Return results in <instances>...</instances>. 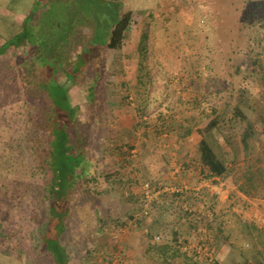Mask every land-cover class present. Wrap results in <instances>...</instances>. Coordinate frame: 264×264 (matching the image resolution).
Here are the masks:
<instances>
[{"label": "rangeland", "instance_id": "1", "mask_svg": "<svg viewBox=\"0 0 264 264\" xmlns=\"http://www.w3.org/2000/svg\"><path fill=\"white\" fill-rule=\"evenodd\" d=\"M35 2L0 0V19L35 21L48 1ZM126 6L138 22L121 63L106 51L94 111L87 112L92 68L76 86L65 70L56 75L88 120L79 132L88 137L95 200L56 191L43 213L38 205L47 187L32 193L0 176V264H183L185 252L221 264H259L263 245L253 242L264 241V183L248 187L246 176L259 179L256 164L264 168V161L241 153L232 171L211 177L199 163L198 144L211 109L220 111L228 101L264 113V42L249 29L264 0H127ZM5 43L0 38V86L16 74L28 80L27 59L20 55L11 64L13 48L4 49ZM4 101L0 96V106ZM258 130L255 147L262 151ZM208 139L220 152H232L221 132ZM147 208L141 227L128 218ZM172 210L188 228L180 246L154 229Z\"/></svg>", "mask_w": 264, "mask_h": 264}, {"label": "trees", "instance_id": "2", "mask_svg": "<svg viewBox=\"0 0 264 264\" xmlns=\"http://www.w3.org/2000/svg\"><path fill=\"white\" fill-rule=\"evenodd\" d=\"M41 1L36 0L34 4ZM47 1L48 9L35 21L30 16L24 22L0 19V38L6 42L4 49L13 48L10 63L21 55L27 59L30 68L28 80L16 74L6 86H0V96L5 100L2 103L4 108L0 109V176L15 181L22 190L32 193L40 190L38 185L47 187L46 198L39 201V211L44 209L51 199L48 197L56 191L63 196L82 194L84 198L95 200L89 191V183L94 176L93 164L87 153L88 137L79 132L88 120L82 118V105L73 101L69 90L56 79L57 73L65 70L68 81L76 86L82 84L89 69L94 70V79L89 86L91 103L87 112L90 114L98 102L97 79L106 51L116 52L115 61L121 63V50L130 27L138 22L134 19V11L126 6L127 0ZM259 8V4L254 6V9ZM261 14L250 19L249 29L257 35V40L264 42V9ZM203 21L208 23V20ZM146 36L143 34L142 43ZM2 50L0 47V54H3ZM255 63L260 64L259 60ZM13 80L18 90L12 88ZM211 110L214 117L199 129L202 138L198 144L199 163L211 177L227 175L241 153L264 161V149L257 151L255 147L258 128L264 136L263 112L239 101H228L220 111L217 108ZM252 110L256 114L255 119L250 114ZM215 130L222 133L231 147L230 154L220 152L208 139L209 133ZM256 170L259 179L252 174L247 175L248 187L259 180L264 183V168L256 164ZM242 190L255 195L249 188L242 187ZM78 199L74 198L73 203ZM175 212L172 210L167 220L156 221L154 229L163 241L180 246L188 228L184 229L185 223L182 225ZM128 218L141 227L142 218L135 219L133 213ZM193 225L188 224V227ZM4 233L0 231V236L3 237ZM253 244L255 248L263 245L257 263L264 264V241ZM183 254V264H221L216 258L208 261L196 254Z\"/></svg>", "mask_w": 264, "mask_h": 264}, {"label": "built area", "instance_id": "3", "mask_svg": "<svg viewBox=\"0 0 264 264\" xmlns=\"http://www.w3.org/2000/svg\"><path fill=\"white\" fill-rule=\"evenodd\" d=\"M144 189H145L146 196L149 197V194H150V192H151L150 184H149V183H146V184L144 185ZM149 211H150V210H149L148 208H147V209H144V210L142 211V214L140 213V214L135 215V219H140V218L142 217V215L147 216V215L149 214ZM155 238H156V239H160L159 236H156Z\"/></svg>", "mask_w": 264, "mask_h": 264}]
</instances>
